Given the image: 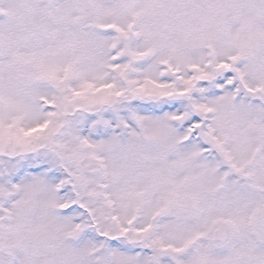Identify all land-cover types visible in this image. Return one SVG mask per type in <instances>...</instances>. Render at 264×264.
I'll use <instances>...</instances> for the list:
<instances>
[{
  "label": "snow or ice",
  "instance_id": "6c2138e0",
  "mask_svg": "<svg viewBox=\"0 0 264 264\" xmlns=\"http://www.w3.org/2000/svg\"><path fill=\"white\" fill-rule=\"evenodd\" d=\"M0 264H264V0H0Z\"/></svg>",
  "mask_w": 264,
  "mask_h": 264
}]
</instances>
